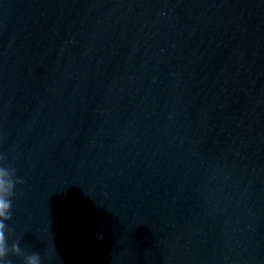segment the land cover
Instances as JSON below:
<instances>
[{
    "label": "water",
    "instance_id": "water-1",
    "mask_svg": "<svg viewBox=\"0 0 264 264\" xmlns=\"http://www.w3.org/2000/svg\"><path fill=\"white\" fill-rule=\"evenodd\" d=\"M0 154L41 264H264V0H0Z\"/></svg>",
    "mask_w": 264,
    "mask_h": 264
},
{
    "label": "clouds",
    "instance_id": "clouds-1",
    "mask_svg": "<svg viewBox=\"0 0 264 264\" xmlns=\"http://www.w3.org/2000/svg\"><path fill=\"white\" fill-rule=\"evenodd\" d=\"M5 160V156L0 154V162ZM23 183V180L15 176L14 167H5L0 164V264H12L8 259L9 255L22 257L23 264H41L39 252L26 253L21 247L19 240L8 242V235L12 229L6 223L12 219V198L16 195L14 189L16 185ZM6 233L8 235H6ZM98 239H102L101 234H97Z\"/></svg>",
    "mask_w": 264,
    "mask_h": 264
}]
</instances>
